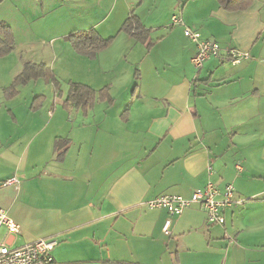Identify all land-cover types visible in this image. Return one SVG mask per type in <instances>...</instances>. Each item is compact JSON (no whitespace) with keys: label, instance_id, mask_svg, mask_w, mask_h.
<instances>
[{"label":"crops","instance_id":"obj_1","mask_svg":"<svg viewBox=\"0 0 264 264\" xmlns=\"http://www.w3.org/2000/svg\"><path fill=\"white\" fill-rule=\"evenodd\" d=\"M109 1V16L91 29L113 42L95 59L120 43L128 66L123 80L98 89L85 83L97 92L87 112L65 107L69 87L65 93L59 83L60 94L46 79L52 103L23 96L32 80L6 96L25 62L45 61L20 57L0 83V207L20 226L17 234L2 227L0 239L14 247L57 239L52 264H264V0L240 11L218 0H175L187 26L251 55L240 64L210 59L199 71L196 44L165 9L144 13L145 0ZM131 12L150 30V48L121 29ZM15 40L5 58L18 51ZM106 86L112 103L99 99ZM57 138L70 142L60 159ZM12 177L19 184L1 185ZM209 180L233 184L243 203L226 209L224 225L208 224L193 205L165 233L168 211L145 203L190 197Z\"/></svg>","mask_w":264,"mask_h":264},{"label":"rangeland","instance_id":"obj_2","mask_svg":"<svg viewBox=\"0 0 264 264\" xmlns=\"http://www.w3.org/2000/svg\"><path fill=\"white\" fill-rule=\"evenodd\" d=\"M175 3V0H145V6L142 9L144 13H154L156 9V11L165 9L172 16L171 24H173V16H181ZM110 5L109 0L0 1V20L11 23L13 32L17 35L18 46V51L12 58H0V83L9 79L13 65L16 64V60L21 59L20 57L33 59L36 62H47L48 64H45L47 69L61 84L65 93L71 81L86 83L98 89L106 84L105 80L109 82V79L114 76L123 80L128 66V60L125 61L122 56L124 55L121 49L123 45L117 43L110 51L102 53L103 55L96 60L77 52L67 39L73 31H76L75 33L88 31L102 24L110 14ZM148 22L150 23L149 20ZM151 23L155 25L160 22L154 20ZM111 46L112 43L100 50L98 54ZM134 51L131 52L130 58H133ZM80 61L83 66L76 64ZM110 67H113L114 72L103 70ZM135 68L133 66L132 72ZM179 68L182 71L181 66ZM92 72L95 74L98 72L99 75L95 77ZM23 90V96L35 97L44 94L49 97L51 103L53 102L54 88L51 83L45 82V78L38 81L32 80Z\"/></svg>","mask_w":264,"mask_h":264},{"label":"built area","instance_id":"obj_3","mask_svg":"<svg viewBox=\"0 0 264 264\" xmlns=\"http://www.w3.org/2000/svg\"><path fill=\"white\" fill-rule=\"evenodd\" d=\"M173 26L182 25L184 34L196 44L197 51L192 58L193 66L199 71L204 63L210 59L220 62L240 64L250 59L249 52L240 48H225L214 39L204 38L201 33L187 26L181 16H173ZM211 171V168H209ZM240 171L241 166H237ZM19 184L16 177L9 178L1 183L2 186ZM236 189L233 184L227 183L223 187L209 180L202 189L195 190L190 197L177 194H164L148 200L145 205L150 209H166L170 215L164 225V232L171 233L173 218L181 216L184 211L199 205L206 213L210 225H224L225 211L234 204H242L243 200L235 199ZM6 227L9 234H17L20 226L9 216L7 211L0 207V229ZM58 245L54 238H40L23 246L14 247L5 239H0V264H52L53 250Z\"/></svg>","mask_w":264,"mask_h":264},{"label":"trees","instance_id":"obj_4","mask_svg":"<svg viewBox=\"0 0 264 264\" xmlns=\"http://www.w3.org/2000/svg\"><path fill=\"white\" fill-rule=\"evenodd\" d=\"M218 1L221 6L228 11L245 10L252 3V0ZM121 29L130 33L141 43L146 44L148 48H150L154 43L153 40L149 38L150 30L143 25L140 18L134 12L130 13ZM67 39L72 43V46L77 52L91 58H95L100 50L113 41V38H102L95 29L72 33L69 37H67ZM15 45L16 40L12 27L6 22L0 20V58L11 54L15 49ZM39 78H45L46 80L52 81L56 91L61 94L59 82L56 80L54 75L50 73L46 65L44 63L37 64L28 61L25 62L22 71L14 78L10 86L5 88L4 91L6 96L12 97L16 95L18 86ZM96 94L97 92L86 84L71 82L64 106L67 108L80 107L84 110V112H87L95 104ZM98 96L100 100H107L109 103L113 102L109 95V86L102 88L98 92ZM40 100H43L42 96L35 98L36 103L33 108H37L40 105V102H37ZM69 144L70 142L68 139L57 138L55 142V152L57 158L60 159L63 157L69 147Z\"/></svg>","mask_w":264,"mask_h":264}]
</instances>
